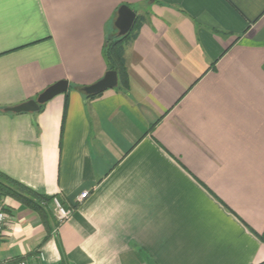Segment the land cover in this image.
<instances>
[{"label": "crops", "instance_id": "0c3cea01", "mask_svg": "<svg viewBox=\"0 0 264 264\" xmlns=\"http://www.w3.org/2000/svg\"><path fill=\"white\" fill-rule=\"evenodd\" d=\"M121 6L129 89L88 99ZM0 173L74 208L2 197L0 263H263L264 0H0Z\"/></svg>", "mask_w": 264, "mask_h": 264}, {"label": "trees", "instance_id": "16d2710c", "mask_svg": "<svg viewBox=\"0 0 264 264\" xmlns=\"http://www.w3.org/2000/svg\"><path fill=\"white\" fill-rule=\"evenodd\" d=\"M157 3V0L154 1ZM143 18L141 16L136 18V22L132 31L125 37H117V31L115 30L112 36H109L103 48V58L106 63L108 71H114L118 75V89L126 92L129 89L128 74L126 69V62L124 58L125 46L133 42L140 30ZM95 96H86L88 99H92ZM43 106L40 107L41 111ZM0 195L2 197H8L16 200L21 205L34 211L40 217L42 223L46 225L47 219L52 217L51 206L53 197H45L29 190L21 184L11 180L5 175L0 173ZM60 264H69L68 261L62 256ZM260 264H264L260 263Z\"/></svg>", "mask_w": 264, "mask_h": 264}, {"label": "water", "instance_id": "95a60500", "mask_svg": "<svg viewBox=\"0 0 264 264\" xmlns=\"http://www.w3.org/2000/svg\"><path fill=\"white\" fill-rule=\"evenodd\" d=\"M155 0H150L154 2ZM136 22V14L128 6H121L117 11V16L114 21V27L117 31V37L122 38L127 36L133 29ZM119 80L118 75L114 71H108L104 78L90 86L84 88L82 92L86 96H95L101 94L106 90H112L118 87ZM68 83L66 81H60L54 85L48 87L44 92H42L36 100H32L21 104L15 108L6 109V112L10 113H37L40 110V107L51 101L52 99L66 94L68 92Z\"/></svg>", "mask_w": 264, "mask_h": 264}, {"label": "built area", "instance_id": "2783aa9c", "mask_svg": "<svg viewBox=\"0 0 264 264\" xmlns=\"http://www.w3.org/2000/svg\"><path fill=\"white\" fill-rule=\"evenodd\" d=\"M87 197H88V193L85 192L80 195L79 201H83ZM52 205L54 207L55 219L58 223H63L67 221L74 211V208L72 207L68 209L64 208L56 199L53 200ZM7 223H8V216L6 213V207L4 202L2 201V196L0 195V235L4 233ZM0 264H25V263L22 261H17V262H1Z\"/></svg>", "mask_w": 264, "mask_h": 264}, {"label": "rangeland", "instance_id": "374dc122", "mask_svg": "<svg viewBox=\"0 0 264 264\" xmlns=\"http://www.w3.org/2000/svg\"><path fill=\"white\" fill-rule=\"evenodd\" d=\"M113 35V34H112ZM112 35H110V36H112Z\"/></svg>", "mask_w": 264, "mask_h": 264}]
</instances>
